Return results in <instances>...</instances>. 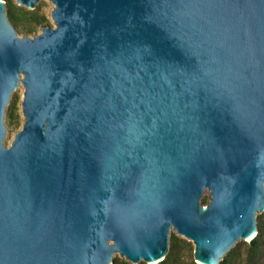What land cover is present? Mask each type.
<instances>
[{
	"label": "water",
	"instance_id": "water-1",
	"mask_svg": "<svg viewBox=\"0 0 264 264\" xmlns=\"http://www.w3.org/2000/svg\"><path fill=\"white\" fill-rule=\"evenodd\" d=\"M48 1L53 27L18 37L0 0V264H158L172 230L219 264L250 242L264 0Z\"/></svg>",
	"mask_w": 264,
	"mask_h": 264
},
{
	"label": "trees",
	"instance_id": "trees-1",
	"mask_svg": "<svg viewBox=\"0 0 264 264\" xmlns=\"http://www.w3.org/2000/svg\"><path fill=\"white\" fill-rule=\"evenodd\" d=\"M5 3L8 21L14 28H21L24 34L33 33L37 27H44L47 19L44 15H39L34 11H26L17 6L14 0H2ZM8 119L10 123L17 125L19 118L15 104L9 107ZM206 204V200H203ZM257 235L244 246L232 248L219 264H264V213L256 217ZM189 243L170 237L169 250L165 259L158 264H184L182 251ZM112 264H129L125 260L114 258ZM139 264H145L140 262ZM188 264H196L190 260Z\"/></svg>",
	"mask_w": 264,
	"mask_h": 264
},
{
	"label": "rangeland",
	"instance_id": "rangeland-1",
	"mask_svg": "<svg viewBox=\"0 0 264 264\" xmlns=\"http://www.w3.org/2000/svg\"><path fill=\"white\" fill-rule=\"evenodd\" d=\"M21 8H23V7H21ZM23 9L26 10V11L37 12L39 15H44L46 17V19H47V22L45 23L44 26L53 27V22H52V20L50 18V12L52 10V6H51V4L49 3L48 0H39V2L36 4V6L34 7L33 10H27L25 8H23ZM41 28L42 27H37L33 33H29V34H24L21 28H19V29L18 28H14V29L16 30L18 37H22V36L32 37V36L40 33V29ZM22 93H23V88L20 85L16 90H14L12 92L10 100H9V103H8L6 109H5L3 122H4V126L6 128V136H5V140H4L3 143L6 146H10V143L12 142V140L14 138V135L22 127L23 119H22V116H21V113H20V103H21V100H22ZM13 103L15 104V106H16V108L18 110L17 113L19 115V118L17 120V125L10 123V121L8 119V112H9V109H10L9 107ZM171 236H175L176 238H178L180 240H183L184 242L189 243V245L187 247H185V249H183V251H182V260H183L184 264H188V262L191 259L193 260V252L194 251H193L192 243L187 241L183 237L178 236L175 232H173V230L170 232V237ZM244 243H248V242H244L243 240H239L234 245L233 248L238 247V246L242 247V246H244L243 245ZM114 258L119 259V260H124L123 258L119 257L117 254L114 255L113 259ZM129 264H131V263H129Z\"/></svg>",
	"mask_w": 264,
	"mask_h": 264
},
{
	"label": "bare ground",
	"instance_id": "bare-ground-1",
	"mask_svg": "<svg viewBox=\"0 0 264 264\" xmlns=\"http://www.w3.org/2000/svg\"><path fill=\"white\" fill-rule=\"evenodd\" d=\"M250 238H251V237H248L246 240L248 241V240H250ZM151 264H154V263H151Z\"/></svg>",
	"mask_w": 264,
	"mask_h": 264
}]
</instances>
